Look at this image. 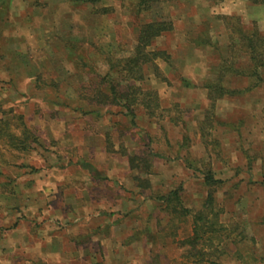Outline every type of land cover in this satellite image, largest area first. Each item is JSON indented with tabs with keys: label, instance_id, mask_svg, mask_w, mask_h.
Wrapping results in <instances>:
<instances>
[{
	"label": "rangeland",
	"instance_id": "374dc122",
	"mask_svg": "<svg viewBox=\"0 0 264 264\" xmlns=\"http://www.w3.org/2000/svg\"><path fill=\"white\" fill-rule=\"evenodd\" d=\"M8 1L0 0V264H197L186 241L209 192L207 170L224 181L214 210L225 228L213 242L220 250L203 264H264V84L212 108L201 82L216 80L229 31L221 24L220 51L191 43L202 35L219 43L202 5L215 4V17L232 18V26L256 21L263 31L264 6L162 0L136 17L139 0H71L93 7L73 20L55 12L63 0ZM103 6L114 13H97ZM152 20L174 24L150 48L171 55V64L157 60L168 83L146 67V82L136 85L158 91L161 108L152 102L148 110L138 97L134 118L105 99L107 83L96 76L132 56L138 27ZM239 62L246 69L244 54ZM115 71L123 91L135 86ZM225 81L227 90L248 86L235 75ZM209 109L212 123L202 125ZM23 140L26 151L17 146ZM134 156L150 174L131 170ZM137 177L151 190L137 188ZM180 186L188 217L169 216L152 199Z\"/></svg>",
	"mask_w": 264,
	"mask_h": 264
},
{
	"label": "trees",
	"instance_id": "16d2710c",
	"mask_svg": "<svg viewBox=\"0 0 264 264\" xmlns=\"http://www.w3.org/2000/svg\"><path fill=\"white\" fill-rule=\"evenodd\" d=\"M101 0H89L92 4H96ZM162 0H139L136 7L134 8L135 16L137 17L144 12L151 11L154 4ZM8 4V0H1ZM250 6L258 7L264 6V0H247ZM122 8V5L120 6ZM97 13L101 15H109L114 13V8L103 7L98 10ZM223 20L229 31V43L226 47L228 57L226 59L220 60L219 68L217 71V78L214 82L205 81L203 87L207 90L208 101L213 108L216 101L221 100L226 94L229 95H240L246 92H250L262 84H264V31L261 30L259 22L252 21L251 26L244 24H237L232 26L230 17H218ZM139 32L136 38L135 52L132 56L123 58L121 61H117V64L112 65L110 62V70L106 75L98 74L96 77L103 83H107V88L101 90V94L107 99L111 104L122 106L127 112L135 118V104L138 102V97H144V106L146 109L150 110L149 107L153 105L160 109L161 108V97L159 92L154 89H143L141 85L146 82L147 79V66H151L153 71V76L162 81L168 83L167 77L163 74L164 71L160 68L157 60H163L165 63L171 64L172 57L167 51L161 48H156L155 50H150V48L157 42L158 39L162 38L164 35L172 33L174 31V24L171 21L166 20H152L146 22L139 27ZM193 43L197 48H211L215 51H220L221 47L218 43L213 42L212 38L202 35L201 39H195ZM70 54L73 58L78 60H84L82 55L75 51L73 47H70ZM240 54H244L247 60L246 69L241 70L239 67L241 62H239ZM111 61V60H110ZM119 62V63H118ZM117 70V78L119 82H126L127 84L133 83L135 86L130 85L127 91H123L120 85L115 84V80L111 77L110 72ZM244 77L248 80V86L245 89L230 90L223 87L221 83H225V79L228 76ZM118 82V83H119ZM190 85V83H188ZM140 103V102H138ZM154 116L155 113L152 111L149 113ZM213 115L211 109H209L205 115V119L202 122L204 125L207 121L211 125ZM33 141V140H32ZM28 141H21L17 146L22 150H27ZM35 142V141H33ZM129 164L131 170H136L138 173L150 174L149 163L144 165L141 163L139 157H130ZM184 164L188 169L199 170L194 167V163L185 159ZM91 169H93L91 167ZM204 183L209 188V192L203 202L202 209L197 211L193 215V236L187 239L186 244L189 246L188 257H198L201 258L200 262L197 264H203L206 260L208 252L216 253L219 248L213 246L215 237L221 232L222 228H225L219 221H217L218 213H215L214 206L216 203V188L221 185L224 181L216 179L212 171H202ZM137 182L136 187L142 190H151L152 184L149 179H141L139 177L135 178ZM183 187L180 186L167 194L159 196L158 198H152L155 201H160L163 210L169 216L182 215L183 217H188L192 215V209L185 206L182 197ZM212 219H209V216ZM218 224V225H217ZM202 244V250L197 249V247ZM205 247H208L206 249ZM212 254V253H210Z\"/></svg>",
	"mask_w": 264,
	"mask_h": 264
},
{
	"label": "crops",
	"instance_id": "0c3cea01",
	"mask_svg": "<svg viewBox=\"0 0 264 264\" xmlns=\"http://www.w3.org/2000/svg\"><path fill=\"white\" fill-rule=\"evenodd\" d=\"M89 3V2H87ZM215 6V4L213 5H209L208 7H204L202 5V18L203 19H207L210 21V23H212V28L214 29L216 35H217V38H218V44H220V46L222 47V44L220 42V39H221V33L219 32V29H220V26L221 24L224 25V22L223 20L219 19L218 17H215V15L213 14V7ZM105 7V6H103ZM102 7V8H103ZM56 13H58L59 15H61V17H69L73 20H75V18L78 16V12L81 10V9H86L88 8L90 11H89V15L91 16L92 15V6H90L89 4H74L71 0H63L62 1V4H60L59 6H56ZM80 8V9H79ZM116 9V8H115ZM87 10V9H86ZM209 10V11H208ZM201 12V11H200ZM72 20V21H73ZM43 21V20H42ZM46 20L44 19L43 22H41V24L38 26V31H40V33L43 31L45 32L46 31ZM2 24V22H0ZM84 24V22L82 23ZM42 27V31L40 30ZM226 30V29H225ZM45 34V33H44ZM219 36V37H218ZM13 42V41H12ZM196 48V47H195ZM202 50H206V48H202ZM193 83H196L194 80L192 81ZM201 84H204V79H202V82Z\"/></svg>",
	"mask_w": 264,
	"mask_h": 264
}]
</instances>
